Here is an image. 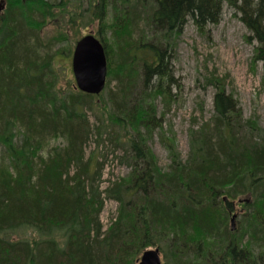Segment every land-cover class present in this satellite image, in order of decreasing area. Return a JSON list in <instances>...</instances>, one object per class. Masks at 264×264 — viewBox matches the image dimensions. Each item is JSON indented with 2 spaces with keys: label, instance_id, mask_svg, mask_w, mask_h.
Instances as JSON below:
<instances>
[{
  "label": "trees",
  "instance_id": "1",
  "mask_svg": "<svg viewBox=\"0 0 264 264\" xmlns=\"http://www.w3.org/2000/svg\"><path fill=\"white\" fill-rule=\"evenodd\" d=\"M6 1L0 12V264H138L140 253L154 246L162 264H264V127L242 117L233 95L211 82V117L189 129L184 159L172 141L164 143L165 170L146 143L160 125L152 101L175 99V37L186 21L203 30L219 22L223 5L231 8L256 41L253 61L264 69V0L88 2L83 13L93 26L98 22L94 35L107 61V90L97 95L59 84L55 57L70 52L53 51L51 39L40 35L53 5L75 11L77 1ZM109 11L112 39L101 25ZM81 15L74 12L69 22L85 25ZM87 110L100 122L95 129ZM103 134L129 171L101 191L103 163L86 157L85 145ZM55 138L61 144L50 146ZM105 199L118 209L103 229ZM235 205L243 213L232 229ZM27 231L33 236H12Z\"/></svg>",
  "mask_w": 264,
  "mask_h": 264
},
{
  "label": "rangeland",
  "instance_id": "2",
  "mask_svg": "<svg viewBox=\"0 0 264 264\" xmlns=\"http://www.w3.org/2000/svg\"><path fill=\"white\" fill-rule=\"evenodd\" d=\"M65 1L73 2L74 0ZM75 1L78 4L75 11L70 5L66 6V10L57 9L56 5H53V13L57 15L52 13V17H44L42 19L43 28L40 32L43 38L51 39L50 45L53 46V51L66 49L70 52L66 57L60 56V54L55 57V61L59 64V84L63 87H67L68 81L69 85L73 83L75 87L70 67L74 42L78 36L87 33L96 34L94 26H97L98 23L95 22L94 26L90 24L88 11L83 13L87 3L94 2L93 0ZM48 2H53V0ZM110 2L114 1L109 0L108 4ZM20 4L23 6L24 0H21ZM6 6L7 1L0 0V12L4 11ZM56 11L57 13H55ZM73 11L82 13L84 18L81 22L85 25L74 26L69 22L73 17ZM233 12L231 8L223 5L219 22L208 24L203 30H199L188 19L182 31L175 37L173 67L178 80V84L173 90L175 99L173 97L171 101L164 103L158 96L152 101L155 106V115L160 118V125L153 130L151 138L146 142L160 169L165 170L169 163L168 150L164 143L172 141L177 152L184 159L189 150V129L198 128L211 117L213 113L212 98L215 91L211 84L213 81L222 84L224 90L232 94L238 101L243 118H254L261 127H264V69L260 62L253 61L256 41L249 39V31ZM111 15L112 13L109 11L101 23L102 31L107 38H111L110 32L115 27V18ZM61 68L64 71L60 72ZM114 85L111 82L110 88H114ZM104 90L103 92H106L107 88L104 87ZM95 100L99 104L101 103L102 107L101 98ZM87 116L94 129V126L100 125L94 110H87ZM104 136L105 134L102 135L100 142H97L98 136H92L85 145V156L103 163L101 176L97 181L101 191L110 182L126 176L129 171L127 166L119 162L120 150H113L110 144L106 140L104 141ZM58 144H61L60 139L49 140L50 146ZM1 156L2 149L0 147V161ZM233 207L234 210L230 213L232 229L236 227V222L243 213L238 206ZM117 209L118 206L114 200H104L103 208L99 214L103 229H106L114 220ZM233 215L236 217L231 220ZM12 236L27 238L33 235L27 231L26 234L17 233ZM140 255L137 260L138 264ZM161 260L164 263L162 255Z\"/></svg>",
  "mask_w": 264,
  "mask_h": 264
},
{
  "label": "water",
  "instance_id": "3",
  "mask_svg": "<svg viewBox=\"0 0 264 264\" xmlns=\"http://www.w3.org/2000/svg\"><path fill=\"white\" fill-rule=\"evenodd\" d=\"M70 67L75 87L79 91L97 95L104 89L107 61L104 47L94 34L87 33L75 42ZM234 217L233 215L231 220ZM139 264H162L159 250L153 248L143 251Z\"/></svg>",
  "mask_w": 264,
  "mask_h": 264
},
{
  "label": "bare ground",
  "instance_id": "4",
  "mask_svg": "<svg viewBox=\"0 0 264 264\" xmlns=\"http://www.w3.org/2000/svg\"><path fill=\"white\" fill-rule=\"evenodd\" d=\"M115 201V200H114ZM116 202V201H115ZM117 203V202H116ZM117 206H118V204H117ZM114 219H115V217H114ZM154 248H157V247H154ZM147 249H153V248H147ZM147 249H145V250H147ZM158 249V248H157ZM145 250H143V251H145ZM159 250V249H158ZM142 251V252H143ZM159 253H160V251H159ZM142 254V253H141ZM141 256V255H140Z\"/></svg>",
  "mask_w": 264,
  "mask_h": 264
}]
</instances>
